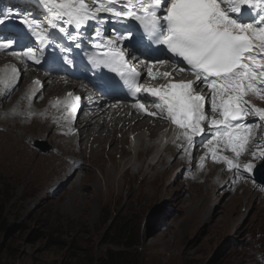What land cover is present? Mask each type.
<instances>
[{
	"label": "snow or ice",
	"instance_id": "obj_1",
	"mask_svg": "<svg viewBox=\"0 0 264 264\" xmlns=\"http://www.w3.org/2000/svg\"><path fill=\"white\" fill-rule=\"evenodd\" d=\"M35 5V10L0 9V52L25 67L42 65L46 53L57 52L66 75L79 56L103 94L110 91L142 116L173 126L181 152L190 153L194 145L206 149L201 169L210 157L237 176L252 174L254 165H242L240 157L249 152L254 129L262 127L256 120L264 122V108L246 99L264 101V0H35ZM15 24L21 27H8ZM168 64L171 71L160 70ZM7 71L0 75L5 100L21 75L14 65ZM145 72L146 79L164 83L146 86ZM184 72L194 79L176 80ZM34 84L29 101L43 98L35 95L41 81ZM80 102L81 96L68 92L52 107H62L60 119L72 124ZM63 134L74 133L69 128ZM251 155L264 159V151Z\"/></svg>",
	"mask_w": 264,
	"mask_h": 264
},
{
	"label": "rangeland",
	"instance_id": "obj_2",
	"mask_svg": "<svg viewBox=\"0 0 264 264\" xmlns=\"http://www.w3.org/2000/svg\"><path fill=\"white\" fill-rule=\"evenodd\" d=\"M2 129L0 124V134L5 132ZM31 139L27 137V145ZM37 148L46 150L49 143ZM53 148L56 147L53 145ZM83 153L79 158L69 155L66 161H86L89 164L92 158H89L88 151ZM111 154L108 157L105 149L101 152L102 165L109 168H113V164L118 165V171L124 173L127 163L132 161H121L123 154L120 152L114 151L113 157ZM129 156L131 158V154ZM65 173L55 178L48 194L22 214L15 206L11 207L8 196L0 190V264H84L105 258L110 252L127 254L138 264H264L258 261V256L264 258V202H259L257 197L253 201L250 198L243 201L237 196L239 199L232 205L225 193L227 188L223 186L218 190L220 197L205 205V217L199 224L186 210L195 206L190 194L189 198L184 194L188 204L179 206L166 197L154 202L139 216L124 217L111 213L99 225L91 223V232L85 235L75 232L72 224L63 227L48 221V205L69 187L64 185L68 178L58 181L65 177ZM75 173L74 177L78 174L79 179L86 171ZM173 176L167 183L181 182L180 174L177 179ZM74 177L68 184L74 181ZM139 177L138 180L142 178ZM90 189V186L86 188V193ZM210 206L212 212L208 213ZM211 214L215 218H211ZM121 227L132 232L130 242L135 244L132 249L125 250V246L120 245L125 243L116 236ZM148 241L150 248H147ZM156 243H161V246L155 247Z\"/></svg>",
	"mask_w": 264,
	"mask_h": 264
},
{
	"label": "bare ground",
	"instance_id": "obj_3",
	"mask_svg": "<svg viewBox=\"0 0 264 264\" xmlns=\"http://www.w3.org/2000/svg\"><path fill=\"white\" fill-rule=\"evenodd\" d=\"M36 123L40 125V122ZM6 125H8L7 132L0 134V190L8 196L11 207L15 206L22 214L24 211L29 210L32 205H35L34 203L38 202L40 197L43 198L49 193V186L55 183L56 177L62 175L64 171L69 174L72 168L64 162V155H70L71 152L68 146L58 145L56 147L60 151L59 155L54 156L50 151L41 154L36 149H31L29 144H26L25 141L30 136L33 140L34 138L43 139L49 142L50 145H55L56 140L49 131L52 128L47 125H35L31 128L20 127L17 123L11 125L9 122H6ZM142 128L144 129V127ZM155 134L157 132H154ZM90 136L91 134L88 135V138ZM150 149H142L138 161L145 162V159L150 155ZM159 153L160 151H156L155 156L157 157ZM82 155L83 153L80 156ZM101 156V151H98L90 160L89 166L85 164L73 168L78 173L86 171L79 179H77L78 174L74 177L76 173L70 174L71 178H69L70 175L65 173V177H63L64 174L62 176L63 179H58V181H63L68 178L64 185L69 187L64 189L48 205L47 216L50 223H56L58 226L63 227L72 224L71 227L75 232L88 235L91 232V223L99 225L111 213L116 212L124 217L128 215H132V217L139 216L146 209H149L154 202L166 197L171 198L177 206L188 204L189 200L184 197L186 193L187 198L190 194L195 203L192 209L188 207L186 210L199 224L201 219L204 220L205 217V205L213 203L220 197L218 191L220 190V184L216 187H210L208 183L203 185L177 182V180L167 183L170 176H173L172 174H174L177 165L169 164L164 159L151 163L147 168L143 165V162L139 166L131 165L126 169V172L120 173L118 165L112 163L113 168H109L105 164L102 165ZM128 158L129 155H126L124 162ZM138 176L142 178L139 177L141 179L138 180ZM72 177L75 178L74 181L68 184ZM228 184V182L222 183L226 188ZM89 186L91 189L86 193V188ZM56 187L57 185L51 188ZM256 197V194L246 192L243 201L249 200V198L250 201H253ZM236 199L239 198L234 196L230 199L232 205ZM2 205L5 207V204ZM201 208L202 210L198 213L197 211ZM138 210L139 212H137ZM210 212H212L211 206L208 209V213ZM213 217L215 218L214 214H211V218ZM149 244L150 241H148L147 248H150ZM156 244L155 247L161 246V243Z\"/></svg>",
	"mask_w": 264,
	"mask_h": 264
},
{
	"label": "trees",
	"instance_id": "obj_4",
	"mask_svg": "<svg viewBox=\"0 0 264 264\" xmlns=\"http://www.w3.org/2000/svg\"><path fill=\"white\" fill-rule=\"evenodd\" d=\"M2 226L5 225L3 224ZM122 228L123 227H121V229H118L116 232V236L120 238V242H125V243H120V245H124L125 250L132 249L135 246L134 242H130L132 232L130 230L122 229ZM84 264H138V263L135 262V260L132 259L127 254L110 252L105 258L99 259L97 261L94 260H91L89 262L87 261V263L85 262Z\"/></svg>",
	"mask_w": 264,
	"mask_h": 264
}]
</instances>
